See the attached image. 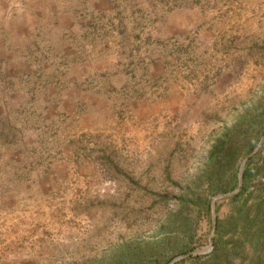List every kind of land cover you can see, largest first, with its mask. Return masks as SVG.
Listing matches in <instances>:
<instances>
[{
  "label": "rangeland",
  "instance_id": "374dc122",
  "mask_svg": "<svg viewBox=\"0 0 264 264\" xmlns=\"http://www.w3.org/2000/svg\"><path fill=\"white\" fill-rule=\"evenodd\" d=\"M261 104L264 0H0V264H247L208 153Z\"/></svg>",
  "mask_w": 264,
  "mask_h": 264
},
{
  "label": "trees",
  "instance_id": "16d2710c",
  "mask_svg": "<svg viewBox=\"0 0 264 264\" xmlns=\"http://www.w3.org/2000/svg\"><path fill=\"white\" fill-rule=\"evenodd\" d=\"M259 107H261L260 113L257 112V110H251L250 108L244 110L232 125L226 126L222 129L220 135L216 138L208 153V164L211 166V174L209 177L212 175L217 176L219 170L221 171V165L225 163H235L255 148L261 134L264 132V105L261 104ZM235 150H237L236 153ZM260 158L261 165L253 166L252 164L254 161ZM263 176L264 144L245 163L242 173L243 185L237 194L229 198L232 201V204L242 198L249 183L256 178ZM229 190L230 189L226 187H218L215 189V192H227ZM263 208L264 197L253 207V213L251 216L248 214L243 215V213L240 212L238 215L239 221H242L243 225L251 224L253 220L258 217L260 212H262ZM255 227L256 230L252 237H250L253 238L254 241L252 240V242L246 243L248 244V251L247 248H245L246 244L244 242H242V244L240 242H234L231 252L242 253L245 257L243 261L247 260V264H264V256L262 255L264 249V224L262 223ZM175 264H231V261L223 263L222 253L218 248H215L210 255H189Z\"/></svg>",
  "mask_w": 264,
  "mask_h": 264
},
{
  "label": "water",
  "instance_id": "95a60500",
  "mask_svg": "<svg viewBox=\"0 0 264 264\" xmlns=\"http://www.w3.org/2000/svg\"><path fill=\"white\" fill-rule=\"evenodd\" d=\"M264 144V134L263 136L261 137L259 143L257 144V146L250 152L248 153L242 160L241 162V165H240V168H239V173H238V184H237V188L232 191V192H228V193H223V194H219V195H216L212 198L211 200V207H212V214H213V221H212V227H214L215 225V201L217 199H220V198H223V197H228V196H232V195H235L239 192L240 188H241V184H242V173H243V168H244V164L247 162V160L253 156L259 149L260 147ZM212 241V238L210 237V243ZM201 251L200 250H197V251H193V252H190V253H186L184 255H181L179 258H183L185 256H188V255H191V254H199ZM179 258H175L173 259L172 261H170L168 264H173L177 259Z\"/></svg>",
  "mask_w": 264,
  "mask_h": 264
}]
</instances>
